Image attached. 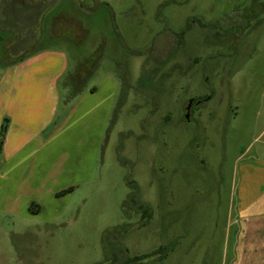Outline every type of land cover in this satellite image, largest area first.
<instances>
[{
  "label": "rangeland",
  "instance_id": "1",
  "mask_svg": "<svg viewBox=\"0 0 264 264\" xmlns=\"http://www.w3.org/2000/svg\"><path fill=\"white\" fill-rule=\"evenodd\" d=\"M18 1L0 0V132L6 63L47 47L66 68L45 145L0 156V264H264V0H45L26 19Z\"/></svg>",
  "mask_w": 264,
  "mask_h": 264
},
{
  "label": "crops",
  "instance_id": "2",
  "mask_svg": "<svg viewBox=\"0 0 264 264\" xmlns=\"http://www.w3.org/2000/svg\"><path fill=\"white\" fill-rule=\"evenodd\" d=\"M16 49L11 48L14 58ZM37 50L41 51L23 61L12 59L4 66L7 65L9 79L6 98L10 125L1 156L10 164L33 142H39L41 148L45 145L42 135L53 120L59 102L56 83L65 74V56L57 53V49ZM43 107L45 112H41Z\"/></svg>",
  "mask_w": 264,
  "mask_h": 264
},
{
  "label": "trees",
  "instance_id": "3",
  "mask_svg": "<svg viewBox=\"0 0 264 264\" xmlns=\"http://www.w3.org/2000/svg\"><path fill=\"white\" fill-rule=\"evenodd\" d=\"M188 31H184L183 35L185 36L187 34ZM177 44L176 46L179 47L180 44V40L177 39ZM177 47V48H178ZM103 46H101L99 48V50L97 52H95L92 56L88 57V59L79 62L78 64V70L72 74H70L67 79H66V85H67V90H68V96H67V103L71 102L74 98L78 97L83 90L85 89V86L87 85V82L89 80V78L94 74V71L96 70L100 60L102 59L103 56ZM38 51L41 50H37L34 51L35 53H37ZM34 52H29L27 55L22 56L20 59H18L17 61H23L29 57H31L33 54H35ZM9 120L7 119L6 122L4 123V125L1 128V132H0V156L3 154V147L6 141V136L8 133V129H9ZM73 191V188H70L66 191L61 192L60 194H58V197L66 195L67 193H70ZM138 192L135 193V195H137ZM132 203L135 205L136 201H134L132 199ZM34 206H37L38 209H41V207L37 204H34L31 206L33 209ZM139 211L144 213V218L149 217L150 213H151V208L145 204H142L139 206ZM142 259V258H141ZM140 259V260H141ZM139 260V259H133V260H129V262H127L126 264H135V262Z\"/></svg>",
  "mask_w": 264,
  "mask_h": 264
},
{
  "label": "flooded vegetation",
  "instance_id": "4",
  "mask_svg": "<svg viewBox=\"0 0 264 264\" xmlns=\"http://www.w3.org/2000/svg\"><path fill=\"white\" fill-rule=\"evenodd\" d=\"M19 5H21V9L23 11L22 12V15L25 17V19L27 18V16L25 14H27L28 11H32V10H37V7L39 8L40 7V4H45V0H32V5H26V0H19ZM26 3V4H25ZM75 9V7H74ZM77 9V8H76ZM74 11V10H73ZM4 19H6V21H8L9 17H5ZM27 28V27H26ZM18 29H21V28H18ZM26 29H21V31H19V33H23V31H25ZM22 42H26L25 40H20V37L17 39V41L14 42V47H18ZM28 43V41L26 42ZM25 44V43H24ZM35 45H37V43H35ZM196 105V99L195 100H190L189 101V105H188V108H187V113L191 110V108H193L194 106ZM188 116V114H187ZM188 118V117H187ZM189 119V118H188Z\"/></svg>",
  "mask_w": 264,
  "mask_h": 264
},
{
  "label": "water",
  "instance_id": "5",
  "mask_svg": "<svg viewBox=\"0 0 264 264\" xmlns=\"http://www.w3.org/2000/svg\"><path fill=\"white\" fill-rule=\"evenodd\" d=\"M187 117L189 118V115Z\"/></svg>",
  "mask_w": 264,
  "mask_h": 264
}]
</instances>
